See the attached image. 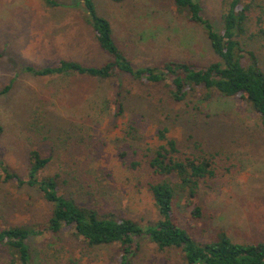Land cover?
<instances>
[{"label": "rangeland", "instance_id": "obj_1", "mask_svg": "<svg viewBox=\"0 0 264 264\" xmlns=\"http://www.w3.org/2000/svg\"><path fill=\"white\" fill-rule=\"evenodd\" d=\"M57 1L64 3L63 8L48 9L41 0H0V158L4 164L22 177L28 152L39 150L50 158L40 176L57 174L59 194L80 207L140 225L153 224L159 216L148 193L153 176L147 160L160 145L157 129L165 127L181 153H209L216 170L215 178L200 182L194 198L203 208L202 218L192 219L193 206L181 201L174 212L176 222L200 242L210 241L219 230L234 242L263 241L264 127L248 103L217 94L201 103L193 97L203 93L201 88L177 103L168 97V81L147 85L122 75L95 80L37 77L23 71L25 66H52L61 59L96 65L108 58L79 12L68 5L71 0ZM94 2L134 66L176 61L201 67L218 60L202 30L169 0ZM200 3L204 14L219 26L221 0ZM260 9L252 11L241 41L264 70V36L256 35L254 23ZM117 95L124 107L119 117L114 116ZM132 163H136L133 169ZM48 210L35 188L0 181V230L38 227ZM28 246L32 264H105L119 253L117 246L88 248L71 228L57 234L40 228ZM8 263L7 251L0 248V264ZM132 264L184 262L178 249H158L142 240Z\"/></svg>", "mask_w": 264, "mask_h": 264}, {"label": "trees", "instance_id": "obj_2", "mask_svg": "<svg viewBox=\"0 0 264 264\" xmlns=\"http://www.w3.org/2000/svg\"><path fill=\"white\" fill-rule=\"evenodd\" d=\"M41 1L51 10L64 5L57 0ZM109 1L121 3L124 0ZM169 1L188 22L202 30L217 61L201 67L176 61H166L159 66H134L115 42L111 23L98 13L94 0H71L66 4L75 7L85 25L91 28L97 47L107 54V60L96 65H83L78 61L61 59L52 66H25L22 70L37 77L79 76L105 80L122 75L147 85L168 81V97L177 103L188 100L191 91L201 88L203 93L200 96L193 94L197 101L206 102L214 94L239 97L248 103L264 127V70L258 65L254 53L246 51L241 41L255 7L262 8L255 16V33L264 36V0H221L219 26L204 14L200 0ZM7 90L8 87L4 91ZM121 100L120 95L114 100L115 117L123 114ZM156 137L160 145L147 160L153 176L147 188L159 218L147 225L103 214L92 207H80L74 199L59 194L57 174L40 176L50 158L43 157L39 150L28 152L26 174L22 177L11 171L0 158V181H13L19 186L35 188L49 206L45 221L38 227L18 225L0 230V248L7 251L8 264H32L28 241L40 233V228L53 234L71 228L88 248L117 246L119 253L105 264H132V256L142 240L158 249H178L184 264H264V240L238 243L219 230L210 241L200 242L176 222L174 212L181 201L186 207L193 206L190 210L192 219L202 218L203 208L194 198L201 181L216 177L215 163L211 154L199 150L198 146L196 154L181 153L177 141L169 136L168 128L157 129ZM135 166L136 163H132L130 168Z\"/></svg>", "mask_w": 264, "mask_h": 264}]
</instances>
